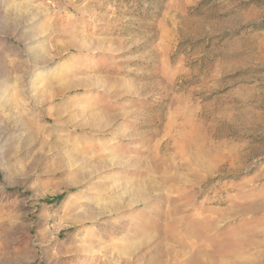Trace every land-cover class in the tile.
I'll list each match as a JSON object with an SVG mask.
<instances>
[{
    "label": "rangeland",
    "instance_id": "obj_1",
    "mask_svg": "<svg viewBox=\"0 0 264 264\" xmlns=\"http://www.w3.org/2000/svg\"><path fill=\"white\" fill-rule=\"evenodd\" d=\"M179 203L264 264V0H0V264H151Z\"/></svg>",
    "mask_w": 264,
    "mask_h": 264
},
{
    "label": "bare ground",
    "instance_id": "obj_2",
    "mask_svg": "<svg viewBox=\"0 0 264 264\" xmlns=\"http://www.w3.org/2000/svg\"><path fill=\"white\" fill-rule=\"evenodd\" d=\"M156 189L158 191L160 188L153 186H141L139 184L138 186L125 187L124 194H126V196L116 194V196L118 195L116 197L118 202L115 203L116 209L124 208L125 210L128 206L130 207L131 205H140L145 199L148 197L150 198ZM146 204L149 205V201L146 202ZM179 206L180 203L172 205L171 209H168L169 213L163 216V219H161L159 215L157 216L160 225H157L155 228L150 226L154 231L156 229V233L154 235L151 234L153 231H149L150 227L146 226L142 230V237L140 235L142 238L141 242L144 241V239L152 237V245L149 252L150 258L148 259L151 264H168L171 261L179 263L180 259L182 264H220L217 261L220 260L223 262V260H225L226 256L228 255L229 250L235 251L237 247L247 242L241 237H226L224 240H221V243L216 245L214 241H218L217 234L215 235L214 233H206L216 227V220H209L206 217L203 219H197L194 217L195 215L193 216L190 213L187 214L185 219L182 221L181 218L175 216V212ZM111 209V211H113L112 207ZM200 221L204 223V225L202 224L204 229L197 228V225ZM198 229L204 230L203 235L200 233V231H198ZM129 242L134 244L133 241L128 240V243ZM142 243H145V241ZM238 257L239 260L237 261H239L238 264H240L244 260V257H240V255ZM143 258V255L134 256L131 262L134 263L137 260ZM237 261L235 260L231 264H236L235 262Z\"/></svg>",
    "mask_w": 264,
    "mask_h": 264
}]
</instances>
